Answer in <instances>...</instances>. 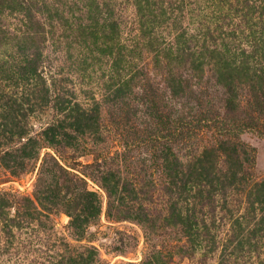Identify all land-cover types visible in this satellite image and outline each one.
Returning <instances> with one entry per match:
<instances>
[{"label": "rangeland", "instance_id": "obj_1", "mask_svg": "<svg viewBox=\"0 0 264 264\" xmlns=\"http://www.w3.org/2000/svg\"><path fill=\"white\" fill-rule=\"evenodd\" d=\"M118 9L129 45L135 12ZM10 55L0 47V264H264V79L226 72L234 112L206 88L188 103L165 97L156 112L136 89L129 106L117 101L99 64L82 73L49 47L44 75L22 82ZM160 60L155 67L143 50L138 84L161 85L182 65ZM203 114L238 122L225 137L195 127ZM184 118L195 121L189 130L165 138ZM55 120L61 136L45 130ZM57 164L86 183L75 215L64 209Z\"/></svg>", "mask_w": 264, "mask_h": 264}, {"label": "trees", "instance_id": "obj_2", "mask_svg": "<svg viewBox=\"0 0 264 264\" xmlns=\"http://www.w3.org/2000/svg\"><path fill=\"white\" fill-rule=\"evenodd\" d=\"M200 1L202 6L198 5ZM123 3L135 12L137 35L130 38L129 45L123 39L118 15ZM196 5L198 10L193 9ZM1 46L11 48L10 57L16 62L13 73L22 82L40 80L46 69L45 51L51 47L64 52L71 67L82 73L97 64L104 67L117 101L124 96L128 106L133 89L143 93L141 104L158 112L157 102L162 104L163 98L188 103L191 98H201L200 89L206 88L220 90L222 107L230 113L239 105L234 79L226 72L252 73L255 79H264V0H0ZM143 50L152 56L155 67L160 59L167 60V65H182L168 68L161 85L138 84L139 75H143ZM205 74L209 76L204 86L193 82ZM211 79L212 85L208 83ZM95 113L89 117L90 123L98 122L97 109ZM217 116L208 119L203 114L196 119L195 127H211L226 137L238 121L227 117L222 121ZM164 117L169 122L170 117ZM201 121H212L213 125L198 126ZM59 122L51 123L46 132L61 136L55 127ZM194 122L185 118L170 122L171 130L165 138L172 141L175 136L181 137ZM57 166L66 196L64 209L69 216L75 215L78 191L84 192L86 183ZM261 186L264 188V184ZM96 204L99 214L101 205Z\"/></svg>", "mask_w": 264, "mask_h": 264}]
</instances>
